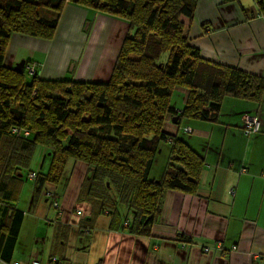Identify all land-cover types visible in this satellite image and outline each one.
Wrapping results in <instances>:
<instances>
[{
	"label": "trees",
	"instance_id": "16d2710c",
	"mask_svg": "<svg viewBox=\"0 0 264 264\" xmlns=\"http://www.w3.org/2000/svg\"><path fill=\"white\" fill-rule=\"evenodd\" d=\"M197 2L0 0L3 259L9 260L24 220L25 213L17 203L28 179L23 171H32L29 167L37 147L46 152L41 169L35 170L36 176L31 178L34 202L46 195L48 186L69 178L71 164L82 162L87 172L78 199L91 204L90 220L107 213L111 224H124L133 233H151L168 191L198 194L206 160L178 133L164 128L166 119L178 117L174 120L177 126L183 120L218 121L224 98L231 95L259 104L264 95V77L202 57L200 49L190 43L181 20L182 15L194 17ZM66 3L129 23L131 31L122 42L107 81L43 78L35 67L27 73L28 60L21 71L5 64L12 35L51 40ZM254 3L255 9L242 8L246 18H264V0ZM84 26L88 32L92 24L87 20ZM179 88L185 95L178 113L172 94ZM164 142L170 143L169 161L159 178H151ZM47 157L49 164L44 169ZM51 195L47 197L53 198L54 205L56 194ZM121 206L132 215L125 216L123 222Z\"/></svg>",
	"mask_w": 264,
	"mask_h": 264
},
{
	"label": "crops",
	"instance_id": "0c3cea01",
	"mask_svg": "<svg viewBox=\"0 0 264 264\" xmlns=\"http://www.w3.org/2000/svg\"><path fill=\"white\" fill-rule=\"evenodd\" d=\"M242 8L255 9L254 0H198L194 17L181 20L204 59L264 77V18L247 19ZM130 31L122 19L66 3L54 37L65 45L63 65L48 58L49 40L20 33L10 38L6 58L11 66L21 59L30 67L41 63L43 78L107 81ZM183 106L175 105L178 113ZM248 115L260 117V132L243 133ZM178 126L173 133L183 130L188 136L181 137L206 160L200 189L168 191L150 234L111 224L107 213L90 220L91 204L78 199L87 165L77 162L69 178L48 186L40 201L34 202L31 189L10 258L0 256V264H264V95L259 104L226 96L218 121L183 120ZM51 193L58 206L47 197Z\"/></svg>",
	"mask_w": 264,
	"mask_h": 264
},
{
	"label": "rangeland",
	"instance_id": "374dc122",
	"mask_svg": "<svg viewBox=\"0 0 264 264\" xmlns=\"http://www.w3.org/2000/svg\"><path fill=\"white\" fill-rule=\"evenodd\" d=\"M197 7V6H196ZM196 12V10H195ZM120 19V18H119ZM184 24V22H183ZM89 25L87 24L86 25V28L88 27ZM130 26V25H129ZM185 26V24H184ZM85 27V26H84ZM186 28V26H185ZM90 27L88 29V32H86L87 34H90ZM134 32V30H133ZM76 36V35H75ZM91 36V35H90ZM55 37V36H54ZM52 38L51 40H49L51 42V44L49 45L50 46V50H51V53L50 55H48V58L49 59H52V58H56V59H60L61 60V65L64 64V61L66 59V53H63L64 49H65V45L62 44L63 42V39H57V38ZM42 39V38H40ZM45 40V39H44ZM77 58H74L73 60H75ZM47 63L48 64V61H47V58L44 59V64ZM5 64L7 66H11L8 64V59L6 58L5 59ZM31 65V64H30ZM29 63L27 64V67L26 68L27 70V73L30 74L34 68L33 67H30ZM73 65H76V68H77V61L73 62ZM15 66V65H13ZM30 67V69H29ZM42 69V65L41 63L38 65L37 67V70L38 72ZM31 71V72H30ZM66 70H64L65 72ZM76 71H74L75 73ZM67 76H73V73H71V71L67 74ZM27 80L29 81L30 80V76L27 75ZM66 79H69V78H66ZM185 93L183 92V90L181 88L179 89H176L173 91V94H172V104L175 106V105H178L179 106H183L184 104V96ZM167 131L169 132H175L177 129H179V126L176 125L175 121L173 120V117H171V120H167L166 121V124H165V127H164ZM181 136H188L187 134L184 133L183 130H179V137ZM182 138V137H181ZM43 149V151H42ZM46 152V150L43 148V147H40V148H36V152L32 158V161H31V164H30V167L29 169L30 170H40L41 169V165H42V162H43V157H44V153ZM169 158H170V143L169 142H164L162 143L161 145V149L160 151L157 153V156H156V159L154 161V165H153V170L150 174V177L151 178H159L161 175L160 174V171H161V168L163 166L164 163H167L169 161ZM72 163V162H70ZM44 164V169H47V165L49 164V160H48V157L47 159L45 160V163ZM71 167V166H70ZM34 171H31L29 172V175H28V171L27 170H24V177L26 178L27 175H28V179H26L24 181V184L22 186V193H21V197H20V200L18 201V207L19 208H22V209H28V202H29V196H30V192H31V189L33 191V176H32V173ZM69 174H70V171L68 170ZM120 213H121V218L124 220L125 219V216H128L129 218L131 217V212L128 211L127 208L121 206L120 207ZM50 211L54 214L55 212H58V211H55V208L52 207L50 208ZM31 220V218L29 217V214H27L26 216V222L29 223V221Z\"/></svg>",
	"mask_w": 264,
	"mask_h": 264
},
{
	"label": "built area",
	"instance_id": "2783aa9c",
	"mask_svg": "<svg viewBox=\"0 0 264 264\" xmlns=\"http://www.w3.org/2000/svg\"><path fill=\"white\" fill-rule=\"evenodd\" d=\"M33 70V69H31ZM260 126H261V120L258 116L256 115H248L245 120H244V124H243V133L245 135H251L255 132H258L260 130ZM188 129V128H187ZM28 133V131L26 132ZM32 176L35 177L36 173L35 171L32 173ZM54 206H58V202L53 203ZM81 212V211H80ZM206 250H208V248H206ZM54 262H58L59 258L58 257H53L52 259ZM37 262L34 261L31 264H36ZM14 264H20L19 262H14Z\"/></svg>",
	"mask_w": 264,
	"mask_h": 264
},
{
	"label": "water",
	"instance_id": "95a60500",
	"mask_svg": "<svg viewBox=\"0 0 264 264\" xmlns=\"http://www.w3.org/2000/svg\"><path fill=\"white\" fill-rule=\"evenodd\" d=\"M26 64H27L26 59H21L20 61H18L15 64L14 68L17 69V70H19V71H21L25 67ZM177 118L178 117L175 116L173 120H177Z\"/></svg>",
	"mask_w": 264,
	"mask_h": 264
}]
</instances>
